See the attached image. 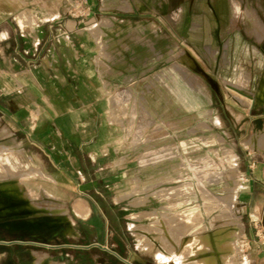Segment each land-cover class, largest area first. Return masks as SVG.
<instances>
[{
  "label": "rangeland",
  "instance_id": "obj_1",
  "mask_svg": "<svg viewBox=\"0 0 264 264\" xmlns=\"http://www.w3.org/2000/svg\"><path fill=\"white\" fill-rule=\"evenodd\" d=\"M262 32L264 0H0V74L35 73L39 96L30 156L0 140L36 210L0 212V264H188L182 243L221 229L248 264L264 240ZM180 211L206 231L173 236Z\"/></svg>",
  "mask_w": 264,
  "mask_h": 264
},
{
  "label": "bare ground",
  "instance_id": "obj_2",
  "mask_svg": "<svg viewBox=\"0 0 264 264\" xmlns=\"http://www.w3.org/2000/svg\"><path fill=\"white\" fill-rule=\"evenodd\" d=\"M233 90H234V95L238 97L242 102H246L249 104L252 103V99L254 97L252 93L244 89L243 90L233 89ZM6 170H9L12 173V175H14L15 177L19 175V170L16 165V157L14 156V154L8 153L6 151H1L0 153V212L3 215H9V214L21 212V213L26 214V216L17 217V220L27 221L30 218L29 212H34L36 210H34V207L29 203L28 199L21 196L20 188H23V186H20L19 184L18 178L20 177L11 179L8 176H5ZM49 178L52 179V177H49ZM208 207L210 208V206ZM192 214L193 215H185L184 212L180 211L179 213L173 216V220H174L173 230H172V233L174 234L173 236H179V235L183 236L184 234L187 235L188 232L192 233V229L194 231L197 230L198 232L203 231V230L206 231V225H204L205 221L202 218V216L199 213H196V214L192 213ZM31 218H34V217H31ZM64 218L69 219V217L66 214L64 215ZM235 221L240 229L239 231H242L243 227L241 226L239 221L238 220H235ZM15 227L16 226L14 224L9 225V228L11 230H14ZM154 231H157V230H154ZM236 237L237 236H235L234 231L229 232L227 230L221 229L216 233L214 232L213 234H204L201 236L194 235L193 238H190L188 240L186 239L182 243L183 244L182 246L184 248V255L186 256V260H189L187 263L188 264H237V262L235 261V250H234ZM176 240L177 239H175V242ZM148 243H146L147 246H152V244H148ZM171 245H173V243ZM170 252L168 251V253ZM174 252H175V249H174ZM163 256L166 259L167 258L171 259V255L169 254H166V255L163 254Z\"/></svg>",
  "mask_w": 264,
  "mask_h": 264
},
{
  "label": "crops",
  "instance_id": "obj_3",
  "mask_svg": "<svg viewBox=\"0 0 264 264\" xmlns=\"http://www.w3.org/2000/svg\"><path fill=\"white\" fill-rule=\"evenodd\" d=\"M21 20L23 19L21 18ZM261 27L263 28V26ZM64 28L62 22L57 23L55 27L48 26L49 31L50 29H53L56 33H63ZM43 29L45 30V27ZM259 29H261L260 26ZM75 30H77V27H75ZM45 33L46 31H42V35H39V37L45 38L46 36H43ZM257 39L261 42L264 39V34L258 35ZM33 49L34 48H31V51ZM35 75V73L30 74L29 70L22 71V73L16 75L0 74V132L1 135L3 131L8 133V135L0 137V140L10 139L12 145L14 141L17 142L18 145H13L14 147L11 148L15 151L23 150L29 156L30 148L28 146L30 145V128L28 125H30V107L32 106L30 98L38 99L39 97L34 86ZM8 94L15 95L8 99V101L3 100V96ZM4 121H7L5 126H3ZM19 131H24L25 135H23V139L15 138ZM255 138L256 136L252 139L255 141ZM46 139L45 133L41 136L40 141L44 143ZM261 183L264 184L263 182ZM242 185L248 186L252 184L251 182L246 181ZM261 233L262 232L259 231L257 235L252 237V241L248 244L245 250L248 264H264V240L261 241L256 239L257 237L263 238Z\"/></svg>",
  "mask_w": 264,
  "mask_h": 264
}]
</instances>
